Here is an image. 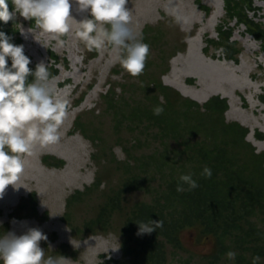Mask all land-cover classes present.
<instances>
[{
    "label": "rangeland",
    "instance_id": "1",
    "mask_svg": "<svg viewBox=\"0 0 264 264\" xmlns=\"http://www.w3.org/2000/svg\"><path fill=\"white\" fill-rule=\"evenodd\" d=\"M101 1L14 0L15 9L12 15L19 22L22 40L20 48L28 63L38 68V80L27 92L20 86L9 95L3 94L0 90V144L5 145L4 147L8 146L9 150H19L13 169L5 156L0 155V164H2L0 183L8 174L12 173L14 176L1 189L6 188L10 191L0 193V229L5 231L9 226L0 244L2 255L0 264H22L17 249L23 238L24 241H28L27 255L32 260L31 264H99L103 257L125 261L118 233L122 225V218L119 215H114L113 230L111 228L103 233L99 228H95L96 234L85 233L86 223L99 215L109 201L108 195L112 196L116 193L123 180L122 174L111 168L107 161H102L100 164L95 161L99 148L111 154L109 148L112 147L117 159L125 162L128 156L123 145L127 142L123 137L127 139L135 135L134 137L137 138L144 132L141 130L131 134L127 130L128 123H125L118 133L115 131L116 121L113 114L105 113L107 106L104 95L110 82L114 85L127 82L124 94L119 93V90L115 93L120 94L121 101L134 100L136 107H144L149 104L146 101V93L139 90L140 81H144L146 86L150 79L162 81L165 86L180 92L167 83L175 58L179 60V71L185 72L184 68L188 67L189 73L194 74L187 76L186 81L189 85L195 86V90L200 94L211 85L207 79H204V75L212 70H216L215 73L218 74L226 68L229 70L226 76L236 82L238 93H233L230 85H227L229 97L214 94L209 100L216 96L226 99L229 103V110L226 113L228 122H238L251 130L240 122V119L248 121L249 124V120L252 119L256 122L255 134L264 136V104L260 101V98L264 97V47L248 34L246 26H239L236 23H232L231 27L234 30L233 39L237 41L241 50L237 62L226 63L222 52H216L214 46L207 47V40L217 39L218 29L225 26L226 11L223 0H199L202 6L210 10L209 13L202 10L198 0H116L102 13L101 16L107 15L102 24L100 16L94 34L91 35L92 25L89 19L93 7ZM215 7L224 10V15L217 24L210 19ZM254 7L257 14L251 13V18L264 23V2L256 0ZM123 11L126 14L125 19L112 42L106 35V24L113 16ZM37 14L40 15L42 23L33 25L32 20ZM201 28L204 29L203 37L197 38V32ZM146 29H149L152 33L151 38L155 37V40L150 39L143 46L141 42ZM62 30L67 34L66 39ZM125 42L137 44L143 54L140 63L146 60L152 63L148 79L138 78L137 73L128 68L119 77L112 75L123 63L121 53ZM92 48H97L99 55L88 63L85 55ZM49 52L59 57L61 65L55 66ZM205 52L208 54L206 55ZM211 56L224 61H215ZM65 58L69 61L68 68L63 65ZM54 68L58 70V76L51 79L49 74ZM65 81H69L70 85L66 87L58 85V82ZM1 87L2 83H0ZM113 89L114 87L110 92ZM150 93L152 96L156 90ZM180 94L183 95L181 92ZM184 97L192 99L190 96ZM83 98L85 99L82 104L75 107ZM43 100L48 104L52 102L54 104L37 113L36 108L42 105ZM232 101L237 105L230 106ZM207 102L198 103L204 105ZM79 119L85 122L86 131L77 130L76 124ZM63 120H65L64 125H60ZM31 124H38L39 132L25 133ZM95 130L99 131L102 143H95L96 138L90 136ZM50 131L55 135L60 134L64 141L75 140L86 146V150L82 153L83 166L81 172H78L79 177L66 183L61 190V198L53 196V193L48 194L50 189L45 188L42 183L52 180L55 184L59 176L70 171L72 159L68 153L45 147L34 159L33 165H36L37 172H33V168L28 170L32 162L29 161L26 145L35 144L45 137L42 135ZM254 147L258 153H264V144L262 147L256 145ZM46 157L64 162L63 168L45 162ZM26 165L29 180H19ZM105 171L107 172L104 186L94 190L92 196H85L86 201L84 203L81 201L72 209L73 223L82 229L80 234H75L65 222L69 201L77 192H88L90 187L94 188L97 175ZM18 186L19 189L16 190L18 194H13ZM31 196L33 202L35 200L37 202L36 213L33 212L34 204L30 199ZM145 200L147 197L144 194L133 193L126 198V206L132 207L136 202ZM22 204H27L24 212L18 211ZM180 241L183 243L181 249L169 248L167 264H211L207 259H203L204 255L214 251V243L210 239L202 238L197 231L187 230L180 236ZM60 248H65L67 255L61 254Z\"/></svg>",
    "mask_w": 264,
    "mask_h": 264
},
{
    "label": "trees",
    "instance_id": "2",
    "mask_svg": "<svg viewBox=\"0 0 264 264\" xmlns=\"http://www.w3.org/2000/svg\"><path fill=\"white\" fill-rule=\"evenodd\" d=\"M115 1L102 0L93 7L89 19L91 35L99 17ZM198 2L202 10L210 12ZM224 2L225 26L218 29L217 39H209L207 46L214 45L216 52H222L227 59L237 62L241 50L233 39L231 24L246 26L248 34L264 46V23L250 17V13L257 14L255 0ZM14 9V0H0V90L3 94L13 93L21 82L27 91L38 80V68L28 63L20 48L22 40L19 22L12 15ZM125 15L124 11L120 12L107 22L105 30L110 41L115 40ZM41 23L37 14L32 24ZM62 34L66 39L65 31L62 30ZM151 36L146 29L141 42L143 46L150 39L155 40ZM126 43L122 45L123 63L112 75L119 77L129 69L134 70L138 78L148 79L152 63L149 60L140 63L143 54L137 44ZM49 55L55 66L61 65L56 54L49 52ZM97 57V48L85 55L88 63ZM68 63L65 58L63 65ZM57 75L58 70L54 68L50 76L55 78ZM140 82L139 90L146 93L149 106L136 107L134 100L121 101L120 94L115 91L124 94L127 82L120 85L108 83L104 95L105 113L113 114L117 133L125 123H128L127 130L131 134L144 132L137 138L135 135L127 139L122 136L127 142L123 145L128 156L125 162L117 159L112 147L109 148L111 154L99 148L95 155L98 164L107 161L123 176L119 190L108 195L107 205L95 219L86 223L85 233L96 234L95 228L103 233L113 230L114 215H119L122 225L118 233L126 259L120 262L103 257L99 264H167L169 248L181 249L180 236L187 230L197 231L202 238L214 243V251L203 256L211 264H264V153H258L247 140L250 130L238 122L227 121L229 103L220 96L200 105L165 86L162 81L150 79L147 86L144 81ZM112 87L114 89L110 92ZM152 90L156 93L151 96ZM76 127L86 131L82 119L78 120ZM90 136L96 138L95 143L103 141L98 130L92 131ZM257 138L264 140L262 134H257ZM4 146L0 144V155L5 156L12 169L18 150ZM45 162L57 168L64 165V162L48 157ZM106 172L97 175L94 188L71 197L65 222L75 234H80L82 229L74 225L72 209L81 201L84 203L85 196H92L94 190L104 186ZM11 177L12 173L8 174L0 187ZM133 193L144 194L147 200L127 207L126 198ZM30 199L36 213L37 202H33V196ZM26 209L27 204H22L18 211ZM8 229L9 226L5 231L0 229V244ZM59 251L67 255L65 248Z\"/></svg>",
    "mask_w": 264,
    "mask_h": 264
},
{
    "label": "bare ground",
    "instance_id": "3",
    "mask_svg": "<svg viewBox=\"0 0 264 264\" xmlns=\"http://www.w3.org/2000/svg\"><path fill=\"white\" fill-rule=\"evenodd\" d=\"M261 2H263V1H261ZM224 10L222 8H216L215 7V9H214V11L210 17V19L212 20V22L214 24H217L220 21V19L223 17ZM106 15L107 14L101 16V18H100L101 24H102ZM84 17H86L85 14H84ZM203 34H204V29L203 28L199 29V31L197 32V38L203 37ZM215 61L223 62L224 60L221 58H218V59H215ZM178 62H179L178 58H175L173 60V68L171 70V73L167 77V83L176 87L178 90H180V92L184 96H190L193 100H196L200 103L207 102L209 100V98L214 94H221V95H224L225 97H229V92H227V90H228L227 85H230L233 93H235V94L238 93V85H236V82L234 80H232L231 78L226 76V73H229V70L226 68H223L222 71L218 74L215 73L216 70H212V72L204 75V79H207L208 83H210L211 85L208 88H206L201 94L198 93L194 88L195 86L189 85L186 81L187 76L194 75V74L189 73L188 67L184 68L185 72L179 71L180 69H179V63ZM251 77H252V74H251ZM60 84L61 83L58 82V85L61 87ZM48 94L52 95L51 92H48ZM53 104H54V102L48 104L45 100H43L42 105L36 108V112L41 113L44 108H46L48 105H53ZM236 105L237 104L235 101L230 102V106H236ZM66 119H68V118H66ZM34 121H37V120H34ZM249 121H250V124L248 121L243 120L242 118L240 119V122H242L244 125H247L251 129L248 140L250 139L256 145V147H262L264 142H261L255 136V131L257 128L256 122H254L252 119H250ZM29 123H30V121L27 122V125ZM64 123H65V120L60 122V125H64ZM38 128H39L38 124L37 125L31 124L30 126L27 127V130L25 131V133H28V132L34 133L35 131L39 132ZM16 132H18V131H15V133ZM19 132H20V130H19ZM53 133H54L53 131H50V132H48V134L42 135L43 137L44 136L45 137L41 138L40 140L35 142V144H33V145H31V144L26 145L25 149H26V151L29 152V156H30L29 161L32 162V165L28 167V170L33 168V170H34L33 172H37V170H38L36 165H33L35 156L36 155L38 156V154L40 152H42V149L45 147H52V149H55V151L56 150L57 151L63 150V152L65 151L66 153H68L71 156L72 163H71V166L69 167V169H70L69 172H66L65 174L59 176L58 179L53 177L54 179H56L55 184L53 183L52 180H50V181L46 180L42 183V185H44L45 188H47L48 190L50 189L49 190L50 192L48 194L53 193V196H56V197L58 196V198H61V195H62L61 190L64 189V187L66 186V183H70L74 180H77L79 177L78 172L79 171L81 172V169L83 166L82 153L84 150H86V146H84L80 142H76L75 140L74 141H64V138L62 136H59L60 134L55 135ZM69 133L70 132H68V134ZM26 167H27V165L24 167V171H23L22 175L20 176L19 180H24V181L29 180L27 177V173H26ZM40 174H42V173H40ZM53 184H54V187H53ZM15 185H17V184H14V186ZM18 189H19V186L15 189V192H13V194H18L17 193ZM8 191H10V190H8L6 188L3 190L0 189L1 194H4ZM28 250H29L28 241L27 240L24 241V238H23L22 240H20V247L17 249L18 255L22 259V264H31L32 263V260L27 255Z\"/></svg>",
    "mask_w": 264,
    "mask_h": 264
}]
</instances>
